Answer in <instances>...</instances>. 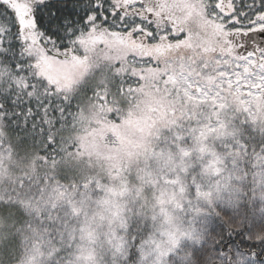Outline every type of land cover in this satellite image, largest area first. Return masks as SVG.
Returning a JSON list of instances; mask_svg holds the SVG:
<instances>
[{
    "label": "snow or ice",
    "instance_id": "obj_1",
    "mask_svg": "<svg viewBox=\"0 0 264 264\" xmlns=\"http://www.w3.org/2000/svg\"><path fill=\"white\" fill-rule=\"evenodd\" d=\"M0 264H264V0H0Z\"/></svg>",
    "mask_w": 264,
    "mask_h": 264
},
{
    "label": "trees",
    "instance_id": "obj_2",
    "mask_svg": "<svg viewBox=\"0 0 264 264\" xmlns=\"http://www.w3.org/2000/svg\"><path fill=\"white\" fill-rule=\"evenodd\" d=\"M240 240V238L239 237H237V238H235L234 240H233V243H236V242H238ZM247 245H242V247H246Z\"/></svg>",
    "mask_w": 264,
    "mask_h": 264
}]
</instances>
